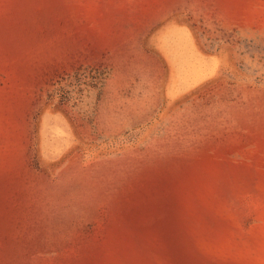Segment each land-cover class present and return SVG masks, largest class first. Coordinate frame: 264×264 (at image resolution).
Wrapping results in <instances>:
<instances>
[{
	"label": "rangeland",
	"instance_id": "rangeland-1",
	"mask_svg": "<svg viewBox=\"0 0 264 264\" xmlns=\"http://www.w3.org/2000/svg\"><path fill=\"white\" fill-rule=\"evenodd\" d=\"M0 264H264V0H0Z\"/></svg>",
	"mask_w": 264,
	"mask_h": 264
}]
</instances>
